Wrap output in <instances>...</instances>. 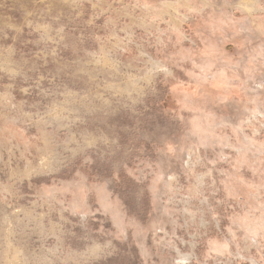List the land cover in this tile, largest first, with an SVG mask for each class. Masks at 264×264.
Masks as SVG:
<instances>
[{
  "label": "rangeland",
  "instance_id": "374dc122",
  "mask_svg": "<svg viewBox=\"0 0 264 264\" xmlns=\"http://www.w3.org/2000/svg\"><path fill=\"white\" fill-rule=\"evenodd\" d=\"M0 264H264V0H0Z\"/></svg>",
  "mask_w": 264,
  "mask_h": 264
},
{
  "label": "bare ground",
  "instance_id": "6f19581e",
  "mask_svg": "<svg viewBox=\"0 0 264 264\" xmlns=\"http://www.w3.org/2000/svg\"><path fill=\"white\" fill-rule=\"evenodd\" d=\"M251 2H252V1H251ZM253 5H254V4H253ZM245 6H246V5H245ZM251 6H252V5H251ZM251 6H249V11H250V12H252V11L254 10V7H255V6H254L253 8H251ZM251 10H252V11H251Z\"/></svg>",
  "mask_w": 264,
  "mask_h": 264
}]
</instances>
